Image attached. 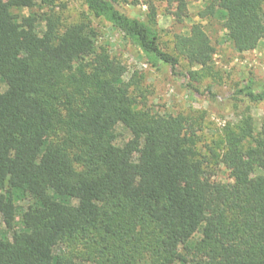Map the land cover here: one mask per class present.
<instances>
[{
    "label": "trees",
    "instance_id": "16d2710c",
    "mask_svg": "<svg viewBox=\"0 0 264 264\" xmlns=\"http://www.w3.org/2000/svg\"><path fill=\"white\" fill-rule=\"evenodd\" d=\"M81 1L151 68L167 66L198 90L191 82L215 54L201 24L175 35L169 54L151 0L146 20L122 12L124 0ZM158 1L175 23L187 17V0ZM259 1L211 0L198 17L221 14L233 49L246 53L264 40ZM51 4L0 0V218L10 232L0 264H264V117L256 129L249 114L264 104V79L234 90L236 123L201 154L192 120L138 103L125 65L98 50L88 23L11 13ZM180 59L199 71H179ZM118 125L130 135L122 145L107 134ZM219 166L231 182L214 179ZM14 191L31 201L22 231Z\"/></svg>",
    "mask_w": 264,
    "mask_h": 264
},
{
    "label": "rangeland",
    "instance_id": "374dc122",
    "mask_svg": "<svg viewBox=\"0 0 264 264\" xmlns=\"http://www.w3.org/2000/svg\"><path fill=\"white\" fill-rule=\"evenodd\" d=\"M156 9V22L159 30V46L169 53H173L175 35L186 36L193 24H201L214 46L210 68L203 71V76L197 83L191 82L198 92L190 86H186V80L173 75L167 66L151 68L138 49L129 44L123 36L101 19H96L86 9L81 0H52V4L46 7H35L33 10L12 9L16 16H28L35 13L38 16L50 15L57 19L63 26L85 22L88 23L97 34L96 47L104 48L108 53L119 59L126 67L125 79H131L136 83L133 94L138 103L153 114L184 115L192 120L197 130L199 143L197 148L201 154L207 153L206 147H213L214 142L223 136V129L228 124L237 121V114L242 110L243 104L234 101L232 93L244 84L250 77L264 79V40H261L254 50L246 53H237L222 28L223 18L217 13L214 16L200 19L198 14L203 11L211 0H187L188 15L182 23L177 24L169 14L166 3L151 0ZM145 0H124L120 3V9L131 18L146 20ZM259 10L264 14V0L258 2ZM43 23L39 24V29ZM179 71L187 75L190 68L185 61L179 60ZM188 76V75H187ZM0 90L4 85L0 82ZM250 116L256 129L264 117V104H256L250 107ZM114 144L122 145L129 138L128 131L121 125L107 130ZM216 179L221 182H231L228 172L219 166L216 170ZM13 196L18 207L14 219V227L22 231L20 214L31 201L20 191H14ZM63 202L68 199L61 198ZM74 203V201H71ZM0 237L10 238V232L5 228L0 218ZM200 238L196 234L193 241ZM59 251L56 250L55 253ZM75 264H90L77 262Z\"/></svg>",
    "mask_w": 264,
    "mask_h": 264
}]
</instances>
